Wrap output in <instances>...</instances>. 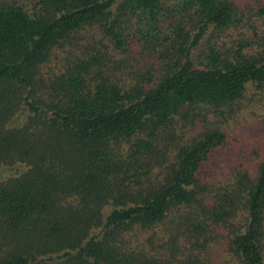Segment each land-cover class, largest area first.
Here are the masks:
<instances>
[{
    "label": "trees",
    "instance_id": "16d2710c",
    "mask_svg": "<svg viewBox=\"0 0 264 264\" xmlns=\"http://www.w3.org/2000/svg\"><path fill=\"white\" fill-rule=\"evenodd\" d=\"M263 93L264 0H0V264H264Z\"/></svg>",
    "mask_w": 264,
    "mask_h": 264
},
{
    "label": "rangeland",
    "instance_id": "374dc122",
    "mask_svg": "<svg viewBox=\"0 0 264 264\" xmlns=\"http://www.w3.org/2000/svg\"><path fill=\"white\" fill-rule=\"evenodd\" d=\"M244 101L245 100H243L241 102H244ZM262 102L263 103H261V102L255 103V105L253 106V113H250L247 109H243L241 111V114L237 115L238 116L236 119L237 122H234L233 120H231L228 123L234 129V134L232 135V133H231L229 136V139L232 142L233 138L236 137L235 143L231 144V149L234 150L237 155H239L240 153H244V155H245L246 152L250 153L251 152L250 145L253 143H256V141H259L260 133L258 132V130L259 129L264 130V125H262V124L259 125L258 120H260V119L257 116H260L261 114L264 113V97H263ZM21 117H22V115L20 116V118ZM248 124H252V128H253V130H255V134L252 135L251 133H246V135L242 139V133ZM257 126H260V127H257ZM241 139H242V141H240ZM225 152H226V156H228L227 150H225ZM225 152H220L219 155L221 157H224ZM258 153H260V152H257V154ZM220 159L221 158H219L217 160H214V158L211 159L210 171L215 170V168H212V167H214L213 164H218V161ZM5 172L7 173L8 170L1 167L0 168V175H2L3 173L5 174Z\"/></svg>",
    "mask_w": 264,
    "mask_h": 264
}]
</instances>
